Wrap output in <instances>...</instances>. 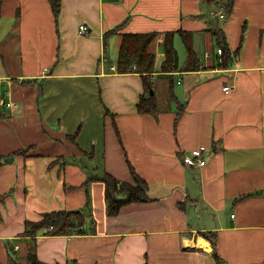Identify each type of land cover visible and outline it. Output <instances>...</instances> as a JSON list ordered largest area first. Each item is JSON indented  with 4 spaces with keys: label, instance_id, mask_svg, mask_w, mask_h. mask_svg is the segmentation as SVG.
<instances>
[{
    "label": "crops",
    "instance_id": "0c3cea01",
    "mask_svg": "<svg viewBox=\"0 0 264 264\" xmlns=\"http://www.w3.org/2000/svg\"><path fill=\"white\" fill-rule=\"evenodd\" d=\"M50 1L0 5V264H264V0H60L57 22ZM127 32L158 33L156 114L136 111L140 74L114 70ZM202 145L205 165H184ZM129 166L150 200L108 216L99 179L132 183ZM61 210L81 212L80 231L23 234Z\"/></svg>",
    "mask_w": 264,
    "mask_h": 264
},
{
    "label": "trees",
    "instance_id": "16d2710c",
    "mask_svg": "<svg viewBox=\"0 0 264 264\" xmlns=\"http://www.w3.org/2000/svg\"><path fill=\"white\" fill-rule=\"evenodd\" d=\"M2 0H0L1 5ZM51 9L56 22L60 13V0H51ZM1 8V6H0ZM121 26V25H120ZM115 28L112 31L105 33L104 45L106 46L107 38L117 32ZM158 33H123L118 48L116 57L115 72L117 73H138L142 77L144 93L139 97V102L136 104L138 114H156L158 112V104L155 96L150 94L153 90L151 83V75L154 73L155 56L150 51L151 43L154 41ZM181 40L186 47L187 57L190 65L196 63L197 57L192 47L191 33L181 32ZM174 32L164 33L162 40V51L164 60L161 62L159 71L164 73H173L178 69V57L173 43ZM216 42L221 48L222 62L221 67H226L229 63L228 47L221 35H217ZM105 49V47H104ZM35 80L26 81V84L33 83ZM25 82H22V84ZM20 153H25L21 151ZM1 165V157H0ZM133 182L116 180L110 174L105 173L99 180L104 183V200L106 202L105 212L108 216H115L121 207L132 203H147L150 199L147 194L146 182L136 173L132 166H129ZM1 199V197H0ZM84 217L80 211H52L41 216L38 221H26L23 231L24 235L36 236L39 233L43 235H69L80 231L83 225ZM203 236H208L206 233ZM29 264H45L40 262L35 253L27 255Z\"/></svg>",
    "mask_w": 264,
    "mask_h": 264
},
{
    "label": "built area",
    "instance_id": "2783aa9c",
    "mask_svg": "<svg viewBox=\"0 0 264 264\" xmlns=\"http://www.w3.org/2000/svg\"><path fill=\"white\" fill-rule=\"evenodd\" d=\"M209 13H210V16L213 15L218 19H225L227 17V13H225L223 8H214ZM85 31H86V27L83 25H79L78 32L82 34ZM217 54L218 55L221 54V49L219 48L217 49ZM229 90H230V87L223 88V91L225 93H228ZM206 151H207V148L203 145L198 148L192 149L187 155L184 156L183 158L184 165H186L187 167L189 166L191 168H195V167L202 168L203 165H205L206 163V158L204 156Z\"/></svg>",
    "mask_w": 264,
    "mask_h": 264
},
{
    "label": "water",
    "instance_id": "95a60500",
    "mask_svg": "<svg viewBox=\"0 0 264 264\" xmlns=\"http://www.w3.org/2000/svg\"><path fill=\"white\" fill-rule=\"evenodd\" d=\"M150 94L153 95V90L152 89L150 90ZM4 160L10 162V161H12V158H5Z\"/></svg>",
    "mask_w": 264,
    "mask_h": 264
},
{
    "label": "rangeland",
    "instance_id": "374dc122",
    "mask_svg": "<svg viewBox=\"0 0 264 264\" xmlns=\"http://www.w3.org/2000/svg\"><path fill=\"white\" fill-rule=\"evenodd\" d=\"M159 92V91H158ZM157 95L162 96V94L159 92ZM82 162L87 163V160H82ZM133 182V181H132Z\"/></svg>",
    "mask_w": 264,
    "mask_h": 264
}]
</instances>
